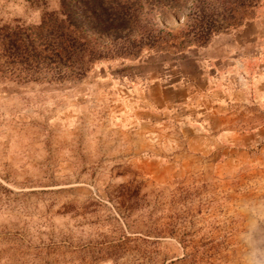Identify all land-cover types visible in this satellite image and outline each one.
<instances>
[{"label": "rangeland", "instance_id": "1", "mask_svg": "<svg viewBox=\"0 0 264 264\" xmlns=\"http://www.w3.org/2000/svg\"><path fill=\"white\" fill-rule=\"evenodd\" d=\"M131 1L86 30L127 53L0 74V264H264V0ZM58 8L0 0V25Z\"/></svg>", "mask_w": 264, "mask_h": 264}, {"label": "trees", "instance_id": "2", "mask_svg": "<svg viewBox=\"0 0 264 264\" xmlns=\"http://www.w3.org/2000/svg\"><path fill=\"white\" fill-rule=\"evenodd\" d=\"M134 4L131 0H73V4L59 0V8L45 11L37 24L0 25V74L17 82L77 80L94 62L113 52L86 30L110 28L112 15L121 22L131 19ZM200 21L203 24V19ZM210 26L197 28L201 37L207 36ZM159 31L162 29L146 34L150 44L162 39ZM132 43L121 41L116 50L124 49L113 53H127Z\"/></svg>", "mask_w": 264, "mask_h": 264}]
</instances>
